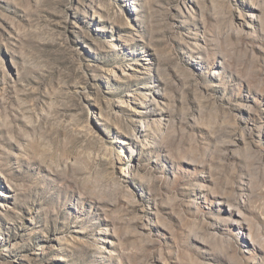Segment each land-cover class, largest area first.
<instances>
[{
  "label": "rangeland",
  "instance_id": "obj_1",
  "mask_svg": "<svg viewBox=\"0 0 264 264\" xmlns=\"http://www.w3.org/2000/svg\"><path fill=\"white\" fill-rule=\"evenodd\" d=\"M0 264H264V0H0Z\"/></svg>",
  "mask_w": 264,
  "mask_h": 264
}]
</instances>
